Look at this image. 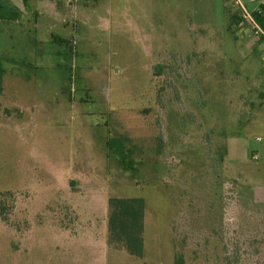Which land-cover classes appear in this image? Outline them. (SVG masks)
Returning a JSON list of instances; mask_svg holds the SVG:
<instances>
[{"label":"rangeland","instance_id":"obj_1","mask_svg":"<svg viewBox=\"0 0 264 264\" xmlns=\"http://www.w3.org/2000/svg\"><path fill=\"white\" fill-rule=\"evenodd\" d=\"M11 1L23 14L0 22V264H264V49L235 69L241 8ZM111 198L144 199L143 257L108 244Z\"/></svg>","mask_w":264,"mask_h":264},{"label":"trees","instance_id":"obj_2","mask_svg":"<svg viewBox=\"0 0 264 264\" xmlns=\"http://www.w3.org/2000/svg\"><path fill=\"white\" fill-rule=\"evenodd\" d=\"M28 5L30 0H22ZM23 11L11 0H0V22H16L22 17ZM252 16L264 30V5L252 11ZM234 24H239L241 18L233 16ZM230 29V26H229ZM59 42L64 40L57 38ZM6 70L0 58V91ZM109 150H115L121 156L123 165L132 169L131 162L127 159L126 145L121 140L109 139ZM146 203L142 198H111L109 200L108 244L126 250L134 257L144 256V219ZM175 264H185L182 256L178 257Z\"/></svg>","mask_w":264,"mask_h":264},{"label":"crops","instance_id":"obj_3","mask_svg":"<svg viewBox=\"0 0 264 264\" xmlns=\"http://www.w3.org/2000/svg\"><path fill=\"white\" fill-rule=\"evenodd\" d=\"M242 2V0H240ZM256 7L252 10H256L259 8L260 5H264V0H257ZM253 2V3H256ZM235 6L236 0H233ZM244 5V4H243ZM252 13V12H251ZM239 17V16H238ZM240 18V17H239ZM241 22L239 24H234L231 28V32H233V39L234 43L232 42V49L231 56L234 58V61L237 63L234 65L235 69H239V65L246 62L245 58H241V53L248 54L256 53L261 48L264 49V37L263 36H256L255 34L252 35L250 33V29L252 30L251 26L248 23H245L244 18H241ZM240 51H239V50ZM263 61H264V53H263ZM251 66V62L248 63V67ZM256 94L258 95L257 100L259 105L264 106V81L258 87H256Z\"/></svg>","mask_w":264,"mask_h":264},{"label":"built area","instance_id":"obj_4","mask_svg":"<svg viewBox=\"0 0 264 264\" xmlns=\"http://www.w3.org/2000/svg\"><path fill=\"white\" fill-rule=\"evenodd\" d=\"M252 2H256L257 0H251ZM236 4L241 8V12L243 13V18L245 23H248L254 34L256 36H263L264 37V30L261 28V26L257 23V21L252 16V13L249 12L243 3L240 0H236Z\"/></svg>","mask_w":264,"mask_h":264}]
</instances>
